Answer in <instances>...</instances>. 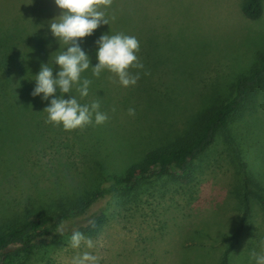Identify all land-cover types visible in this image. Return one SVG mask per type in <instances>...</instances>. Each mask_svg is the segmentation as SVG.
Wrapping results in <instances>:
<instances>
[{"label":"rangeland","instance_id":"1","mask_svg":"<svg viewBox=\"0 0 264 264\" xmlns=\"http://www.w3.org/2000/svg\"><path fill=\"white\" fill-rule=\"evenodd\" d=\"M8 1L20 6L16 0ZM22 1L23 6L31 2L38 14L40 5L47 0ZM239 2L150 0L144 14L136 16L133 35L137 41L146 35L152 43L149 46V41H138L136 55L143 64L139 79L133 86L121 87L116 77L104 70L99 75L100 94L93 95L112 125H122L129 134L136 130L134 137L141 135L120 159L107 164L108 169L120 173L124 164L140 159L147 149L158 144L162 139H156L158 135L168 133L181 121L185 123L205 102L228 98L235 77L247 73L258 55L264 54V0L255 19L242 15ZM5 3L0 0V5ZM149 56L151 59L145 61ZM254 100L233 115L229 129L250 175L264 181V82ZM129 108L134 109L131 116ZM70 137L69 130L60 131L57 137L50 132L45 135L46 141L54 138L61 143ZM56 142L24 149L23 158L34 164V171L24 175L18 187L10 179L4 183L9 207L20 209L23 197L33 195L35 187L55 193L59 200L98 183L95 170L76 175L73 167L81 162L77 145ZM63 172L67 175L60 185ZM151 177V193L139 192L136 197L126 195L116 201L112 191H107L92 202L87 214L102 207L108 215L104 225L88 237L94 249L85 248L83 243L78 249L64 245L54 254L51 264H72L73 257L82 251H93L100 257V264H216L225 245L223 239L232 232L240 215L233 192L238 173L226 145L216 140L194 161L191 178L184 184L168 182L166 176ZM163 179L167 181L164 184ZM98 187L107 189L109 184L98 183ZM262 239L264 209L250 200L249 213L229 252L228 264H249L250 252L259 251Z\"/></svg>","mask_w":264,"mask_h":264},{"label":"trees","instance_id":"2","mask_svg":"<svg viewBox=\"0 0 264 264\" xmlns=\"http://www.w3.org/2000/svg\"><path fill=\"white\" fill-rule=\"evenodd\" d=\"M16 1L20 6H12L7 0L0 5V264H51L54 254L67 245L72 230H79L85 237H89L104 225L108 218L105 208L86 213L88 206L104 192L112 191L116 201L126 195L136 197L139 192L151 193L149 185L153 183L148 179L152 175L166 176L168 182L176 185L184 184L191 178L194 161L218 139L226 145L238 173V182L233 192L239 202L240 215L232 232L224 237L225 245L216 261V264H228L229 252L238 241L249 213L250 200L264 209V181L250 175L229 129L233 115L242 111L250 101L255 103L254 97L264 82V54L258 55L257 62L247 73L235 77L228 98L207 104L205 102L188 116L185 123L181 121L177 127L168 129V133L158 135L156 139L162 138L157 141L158 144L147 149L140 159L124 164L120 173L108 169L107 164L120 159L130 143L139 141L141 135L136 134L137 137H134L136 130L130 134L124 132L122 125L117 127L109 122L110 116L100 125L88 124L69 130L71 137L63 143H71L70 147L78 146L76 154L81 162L80 166L73 167L76 168V175L95 170L97 182H107L109 187L99 188L97 183L94 188L82 193L73 192L59 200L55 193L35 187L33 195L23 197L20 209H14L9 207L5 193L7 186L4 183L10 179L18 187L21 178L34 171V164L30 165L27 158H23L24 149L38 148L48 142L55 143L54 138L46 141V133L50 132L53 137H57L60 131H65L59 125L45 123L46 113L42 110L47 101L42 102L39 97L30 95L34 85V81L30 80L32 75L37 73L40 63H47L50 53L59 47L47 25L61 10L52 6L54 3L51 0H47L42 2L37 14L31 8V2L23 6L21 4L25 3L22 0ZM149 2L111 0L108 7L101 6L108 24L99 25L90 36L80 40V46L89 55L91 65L96 63L94 41L107 32L134 36L135 18ZM239 10L244 17L255 19L261 12V0H240ZM138 41H149V46L152 45L146 35ZM150 59L149 56L144 60ZM53 69L55 75V66ZM81 75L89 78L91 84L88 95L83 99L78 97L79 102L84 104L88 97V103L96 102L93 95L100 94V76L92 77L91 68ZM251 97L253 100H250ZM99 111L104 113L103 109ZM56 143L63 144L60 140ZM66 175L63 172L59 179L60 185H63ZM147 181L148 185H145ZM167 181L163 179L162 184ZM62 189L68 193L67 188ZM59 223L64 225L61 234L56 233Z\"/></svg>","mask_w":264,"mask_h":264},{"label":"clouds","instance_id":"3","mask_svg":"<svg viewBox=\"0 0 264 264\" xmlns=\"http://www.w3.org/2000/svg\"><path fill=\"white\" fill-rule=\"evenodd\" d=\"M53 3L61 11L47 26L59 47L49 55L51 64L48 58V62L40 63L39 70L32 75L30 80L34 81V85L30 95L39 97L42 102L47 101L42 110L46 113L45 123L59 125L66 131L88 124L100 125L107 116L99 111L98 103L79 102L78 97H86L91 84V80L81 74L91 68V76L98 77L107 70L116 77L121 87L135 85L140 76L139 70L143 69L136 55L139 42L135 36L123 33H102L94 41L96 63L91 65L89 55L80 46V40L90 36L99 25L108 24L101 6L108 7L111 0H53ZM130 68L138 71L130 72ZM133 114L134 109L129 108L128 115ZM89 224L92 222L89 221ZM56 228V233H63V223L57 224ZM82 243L90 250L95 247L90 238L79 230H72L67 238V246L78 249ZM72 264H100V257L93 251H82L79 256L73 257ZM249 264H264V239L260 241L258 252H250Z\"/></svg>","mask_w":264,"mask_h":264}]
</instances>
